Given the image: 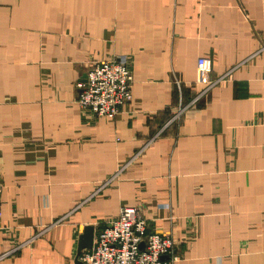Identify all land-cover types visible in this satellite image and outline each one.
Listing matches in <instances>:
<instances>
[{
	"label": "crops",
	"instance_id": "crops-1",
	"mask_svg": "<svg viewBox=\"0 0 264 264\" xmlns=\"http://www.w3.org/2000/svg\"><path fill=\"white\" fill-rule=\"evenodd\" d=\"M108 59L111 120L76 87ZM0 182V264H75L123 207L175 264H264V0H0Z\"/></svg>",
	"mask_w": 264,
	"mask_h": 264
},
{
	"label": "built area",
	"instance_id": "built-area-1",
	"mask_svg": "<svg viewBox=\"0 0 264 264\" xmlns=\"http://www.w3.org/2000/svg\"><path fill=\"white\" fill-rule=\"evenodd\" d=\"M210 72V61L199 58L196 83L206 85L207 90L217 84L209 81ZM132 84V71L128 67L113 59L96 63L89 69L86 83L76 85L80 90L78 105L97 117L114 119L132 101ZM174 250L172 238L148 231L137 208L123 207L118 218L96 235L92 248L81 253L78 260L83 264H175L178 257ZM163 257L168 261H163Z\"/></svg>",
	"mask_w": 264,
	"mask_h": 264
},
{
	"label": "water",
	"instance_id": "water-1",
	"mask_svg": "<svg viewBox=\"0 0 264 264\" xmlns=\"http://www.w3.org/2000/svg\"><path fill=\"white\" fill-rule=\"evenodd\" d=\"M86 80H87V75L84 76L82 82L80 83L85 84ZM92 244H93V230L91 227H87L83 231V234L79 237L75 264H83L78 260V258L83 250L91 249ZM141 248H143V245L141 246Z\"/></svg>",
	"mask_w": 264,
	"mask_h": 264
}]
</instances>
